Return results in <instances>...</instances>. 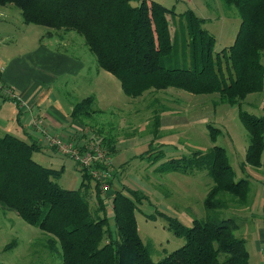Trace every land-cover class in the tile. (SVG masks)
<instances>
[{"label":"trees","instance_id":"obj_1","mask_svg":"<svg viewBox=\"0 0 264 264\" xmlns=\"http://www.w3.org/2000/svg\"><path fill=\"white\" fill-rule=\"evenodd\" d=\"M133 1L0 0V6L19 9L26 25L79 35L97 67L114 76L127 97L172 88L192 95H218L220 103L238 106L239 121L249 136L241 169L259 168L264 117L256 118L240 105L264 88V0H222L236 9L240 25L232 45L219 52L215 51V37L193 11L184 14L187 37L180 41L178 29L172 36L169 32L166 16L173 17L172 9L152 0ZM179 45L188 52L183 64L188 67H167L164 59L171 64ZM91 101L88 98L75 105L72 117L78 119ZM218 132L209 126L214 145L207 152L171 158L156 169L184 175L206 172L212 179L203 202L204 220L194 219L186 227L165 217L168 229L184 243L159 261H153L139 235L135 212L142 196L131 190L129 194L113 191L112 224L104 211L100 186L84 170L80 169L77 189L62 188L57 182L64 169L41 166L33 159L41 147L9 134L0 136V206L48 236L60 264H249L246 242L235 235L236 226L231 219L218 216V210L227 205L221 194L245 206L248 193L247 179L235 180L225 149L215 145ZM92 195L97 211H104V215L91 210L88 200Z\"/></svg>","mask_w":264,"mask_h":264},{"label":"rangeland","instance_id":"obj_2","mask_svg":"<svg viewBox=\"0 0 264 264\" xmlns=\"http://www.w3.org/2000/svg\"><path fill=\"white\" fill-rule=\"evenodd\" d=\"M161 2L163 6L173 10L174 13L171 16L176 18L175 30L178 29V21H180L181 27L177 32L180 41L187 37L184 14L193 11L198 17L211 18V21L206 27L203 25V28L215 37L216 52L232 45V39H234L232 37L236 34L240 23L234 7L224 5L222 0H161ZM11 6L14 10H19ZM235 18L238 20L237 25ZM13 26L16 28L4 27L3 30V33L8 34V37L15 41L3 50L11 57L20 55L29 47L26 42L17 43L21 33H18L17 25ZM26 28L34 35H42L46 30H50L36 25H27ZM73 34L77 38L74 44L85 46L87 50L83 39L76 33L73 32ZM27 37H29L28 34ZM185 49L179 45L172 56L171 64L164 59L165 65L188 67L183 65L188 57ZM86 52L90 60L95 62V57L89 51ZM261 62L264 66V54ZM90 86L95 87L96 84L90 83ZM168 90L145 92L133 102V105L124 107L126 96L120 88H116L113 91L118 95L112 94L109 98L115 103V107H123L122 112L112 113L114 111L110 110L93 113V117L86 122L88 125L91 121L88 129L94 133L95 139H100L99 134L102 133L107 137L111 135L112 139L117 141L114 155L104 145L99 144L101 141H93L111 154L112 169L110 167L109 172L112 184L108 182V191L103 192L100 189V195L104 198L106 216L113 224L111 209L113 191L121 190L126 194H129L130 190L135 191L143 197L141 202H136L135 216L139 235L148 247L153 261L163 259L182 246L184 239L175 236L168 229V221L165 217L175 218L186 227H190L194 219L204 220L206 213L203 202L212 185V179L206 172L194 171L192 174L184 175L178 172L159 173L156 169L171 158L187 156L194 151L207 152L214 145L209 135L211 125L219 129L215 145L225 149L235 180L247 179L248 184L245 206L238 204L227 194L220 195V199L227 205L218 210V216L220 219H231L236 226L234 233L245 240L249 259H251L250 264H258L257 257L259 264H262L259 261L260 255L255 252L254 241H260V251L264 253V151L260 170L254 167L242 170V158L249 143V136L239 121L237 113L239 107L220 103L218 95H192L177 89L169 88ZM178 92L184 94V97L181 95L179 97ZM88 96H90L89 93L84 94L83 97ZM80 97L82 92L75 94L74 102ZM248 103H251V107ZM100 105L96 101L90 109L96 111L100 109ZM240 109L256 118L264 117V88L260 93L251 94L248 99L246 98L241 103ZM134 110L135 113L127 114L128 111ZM161 110L168 111L167 116H163L162 122L161 117L158 116ZM116 115L120 117L114 118ZM154 118H160L158 122L161 126H155ZM125 119H128L130 123L126 124ZM177 120L183 122L179 127L176 124ZM98 126L101 129L96 128ZM153 131H155L154 134H151ZM232 140L235 142L234 145ZM67 143L77 145L74 141H67ZM52 151L61 155L64 161V172L61 180L57 182L58 185L62 188L77 189L81 181L80 168L69 157L51 148L48 141L43 149L33 154V158L36 160L39 156L40 165L48 167L50 160L48 156L53 155ZM88 203L91 210L96 212L98 204L93 195ZM104 211L98 210V215H104ZM48 239V236L38 228L25 223L15 212L0 206V262L2 264H60L57 252L49 247Z\"/></svg>","mask_w":264,"mask_h":264},{"label":"crops","instance_id":"obj_3","mask_svg":"<svg viewBox=\"0 0 264 264\" xmlns=\"http://www.w3.org/2000/svg\"><path fill=\"white\" fill-rule=\"evenodd\" d=\"M152 1L163 4L161 0ZM136 2L134 0L132 4H136ZM166 17L172 36L175 31L176 18L173 16L170 20V15ZM200 18L204 20L203 25L205 27L211 21V18L208 17ZM235 24H238L236 18ZM13 25H17L18 33H21L17 38V43L19 41L26 42L29 47L23 50L20 55L11 57L3 50L15 41L8 37V34L3 33V30L4 27L16 28ZM26 27L27 25L22 21L20 10H14L11 5L0 6V81L5 87L11 88L15 94L13 98L4 93L0 94V136L9 134L28 143H36L41 149L47 143L44 133L58 136L65 142L74 141L79 146L93 143L95 141L93 139L95 138L94 133L88 129L91 121L88 125L86 122L93 117V113L110 110L114 111L112 113L122 112L123 107H115V103L109 98L112 97V94L118 95L113 91L116 88H120L123 95L126 96L120 82L111 74L100 70L96 60L95 62L90 60V56L86 54L88 49L85 50V46L74 44L77 38L72 31L46 30L42 35H34ZM180 27L181 24L178 21V29ZM206 31L208 32V30ZM236 34L232 38L235 39ZM234 39L232 40L234 41ZM79 43H81L80 40ZM90 83L96 84V86L92 87ZM81 92L82 97L74 102L75 94H81ZM88 93L90 96L83 97L84 94L88 95ZM178 94L179 97L180 95L184 97V94L179 92ZM88 98H91L92 101L85 106V112L78 119L72 117L71 113L75 105ZM126 99H124V107L133 105L138 97L126 96ZM96 101L101 105L100 109L95 111L90 108ZM248 106L251 107V103H248ZM135 112V110L128 111L127 114L131 115ZM167 112L161 110V114H158L161 117V122L163 116H167ZM116 117L120 116L116 115L114 118ZM158 120L160 118H154L155 126H161ZM124 122L130 123L128 119H125ZM180 123L183 122L177 120L178 127ZM96 128L101 129L100 126ZM91 129L93 128L91 127ZM103 135L102 133L99 134V141H102L103 145L114 155L117 141L112 139L111 135L108 137ZM232 143L235 144L234 141ZM48 158L50 160L47 168L64 169V161L61 155L53 152V155L48 156ZM244 158H242V162H244ZM35 161L41 164L39 156ZM261 166L256 169L260 170ZM246 169H249V166ZM254 242L256 245L255 252L260 255L259 261L264 264V253L260 251V241L255 240ZM250 261L251 259H249V264ZM256 261L259 264L258 257Z\"/></svg>","mask_w":264,"mask_h":264},{"label":"built area","instance_id":"obj_4","mask_svg":"<svg viewBox=\"0 0 264 264\" xmlns=\"http://www.w3.org/2000/svg\"><path fill=\"white\" fill-rule=\"evenodd\" d=\"M2 93L11 98L15 97L13 90L5 87L0 81V94ZM44 137L51 148L73 160L80 169L84 170L100 186L103 192L108 191V182L111 178L109 169L110 167L112 169L111 154L101 145L90 143L80 148L78 144L64 142L57 136H49L45 133Z\"/></svg>","mask_w":264,"mask_h":264}]
</instances>
